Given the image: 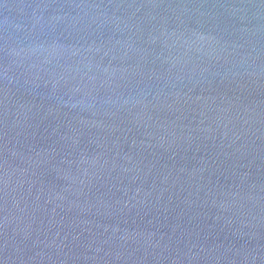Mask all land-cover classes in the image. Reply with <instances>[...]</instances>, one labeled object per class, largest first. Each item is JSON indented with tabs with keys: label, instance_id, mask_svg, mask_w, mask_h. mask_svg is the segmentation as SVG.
Instances as JSON below:
<instances>
[{
	"label": "water",
	"instance_id": "95a60500",
	"mask_svg": "<svg viewBox=\"0 0 264 264\" xmlns=\"http://www.w3.org/2000/svg\"><path fill=\"white\" fill-rule=\"evenodd\" d=\"M0 171L101 264H264V0H0Z\"/></svg>",
	"mask_w": 264,
	"mask_h": 264
}]
</instances>
